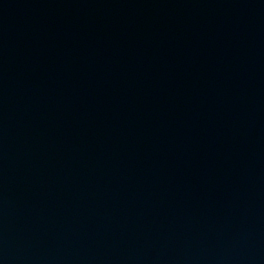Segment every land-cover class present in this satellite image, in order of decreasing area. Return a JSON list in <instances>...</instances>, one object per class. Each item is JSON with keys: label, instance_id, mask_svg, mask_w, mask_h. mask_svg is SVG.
<instances>
[{"label": "water", "instance_id": "1", "mask_svg": "<svg viewBox=\"0 0 264 264\" xmlns=\"http://www.w3.org/2000/svg\"><path fill=\"white\" fill-rule=\"evenodd\" d=\"M0 264H264V0H0Z\"/></svg>", "mask_w": 264, "mask_h": 264}]
</instances>
